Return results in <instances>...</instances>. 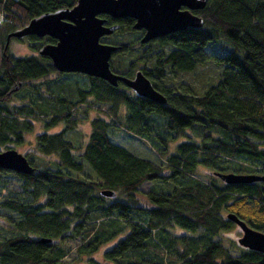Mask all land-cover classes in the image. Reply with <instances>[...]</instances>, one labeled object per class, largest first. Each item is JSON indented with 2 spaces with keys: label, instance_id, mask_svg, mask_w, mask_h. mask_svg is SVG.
Segmentation results:
<instances>
[{
  "label": "trees",
  "instance_id": "1",
  "mask_svg": "<svg viewBox=\"0 0 264 264\" xmlns=\"http://www.w3.org/2000/svg\"><path fill=\"white\" fill-rule=\"evenodd\" d=\"M76 2L0 0V150L21 145L35 121L43 127L34 136L39 159L24 155L32 173L0 168V264H64L69 239L76 240V261L85 264H264V253L238 245L232 254L215 239L233 225L228 213L264 233V181L229 184L214 174L264 176V0H205L192 11L202 21L200 28L144 44L132 19L100 15L106 25H117L99 39L120 46L112 58L139 48L138 64L120 70L109 61L111 71L131 78L138 66L164 104L121 83L56 71L37 53L55 43L49 37L24 36L32 53H10L15 37L7 39L8 34ZM218 41L229 49L217 51ZM208 62L216 75L203 93L175 81ZM90 102L104 116L90 120L86 141L75 147L65 137L73 130L70 117L81 113L80 104L89 109ZM59 123L64 126L59 132L44 131ZM119 132L154 144L164 164L114 141ZM50 154L57 161L40 159ZM85 164L92 177L72 174ZM197 167L210 170L206 181L193 176ZM146 181H171V187L139 192ZM101 249L100 258H94Z\"/></svg>",
  "mask_w": 264,
  "mask_h": 264
},
{
  "label": "water",
  "instance_id": "2",
  "mask_svg": "<svg viewBox=\"0 0 264 264\" xmlns=\"http://www.w3.org/2000/svg\"><path fill=\"white\" fill-rule=\"evenodd\" d=\"M205 0H77L71 8L58 9L31 19L20 30L9 37H49L55 43H46L37 51L49 58L52 67L63 73H80L106 81L112 86L123 84L137 96L157 104H164L165 98L156 91L150 81L137 70L131 78L111 71L109 59L120 50V46L101 43L100 37L111 34L117 25H106L100 15L114 20L130 18L132 29L140 31L139 42L144 44L165 34L187 27L200 28L201 19L192 13L204 6ZM0 168L19 174H30L32 166L26 157L15 149L0 150ZM224 183H248L264 181V176L254 174L214 173ZM101 195L113 196L109 190ZM227 220L236 224L241 235L236 242L246 249L264 253V233L249 227L235 214H226ZM47 239H39L45 243Z\"/></svg>",
  "mask_w": 264,
  "mask_h": 264
},
{
  "label": "rangeland",
  "instance_id": "3",
  "mask_svg": "<svg viewBox=\"0 0 264 264\" xmlns=\"http://www.w3.org/2000/svg\"><path fill=\"white\" fill-rule=\"evenodd\" d=\"M135 45V44H134ZM215 49L219 52H224L229 49L228 45L224 43L223 41H218L216 44H214ZM10 47V53L15 57H24L32 53L28 46L27 39L25 37H22V39H12L9 42ZM138 46H135L132 48L133 52L126 53L122 55L121 57L115 58L111 57L109 61L111 62L112 68H117L120 70H123V68L127 65V63H134L138 64L136 61V52L139 53ZM136 61V62H134ZM138 66L134 67V71L137 70ZM216 75L215 67L212 63H206L202 66L197 67L192 73L188 74H180L179 76L175 77L176 82H183V84L189 86L192 88L194 93L201 94L204 92L206 87L213 81L214 76ZM91 104L88 105L89 109L86 110V107L83 105H79V111L76 112L75 116L72 118L70 117V120H73V123H69V125L73 126V130H67L65 137L67 140H69L73 146H78L79 144L82 145L86 139L87 135L90 130V120L99 117L104 116V111L99 110L100 112H97L98 110V104L94 102H90ZM104 110H107L106 107H104ZM64 126L59 124H56L50 128H48L46 131L47 133H57L60 130H62ZM43 131V127L40 121H35L33 123V129L30 133H27L24 135L23 142L21 145L14 146L10 145L11 149H15L17 152L23 154V155H30L34 156L35 158H38V156H35L34 149V136ZM189 131L185 130L183 133H188ZM125 132L116 133L113 134L114 141L118 142L120 145L124 146L127 150L132 152L133 154L139 156V157H147L149 159L158 160L161 164H164V158L162 156V159H158L159 156L157 155V148L154 144H151L149 141H141L138 138H135L133 136H130L129 134H124ZM182 137L177 138V141H180ZM145 142L151 146V149L145 144ZM150 144H149V143ZM172 148V145L170 146V149ZM81 152L79 150H75V153ZM44 162H51V161H57V158L54 154H50L47 156H42L40 158ZM83 166V165H82ZM168 173V170L166 168H163L162 175H166ZM77 175V177L80 178H88L89 176L92 177L91 170L88 168V166L85 164L83 166V170L81 173L74 174ZM211 175V172L209 169L204 167H197L194 177L206 181L207 178ZM94 178V177H93ZM10 186L15 187L16 185L13 183ZM156 188L159 190H165L171 187V181H146L142 185L139 186V192L146 191L149 188ZM98 191V190H97ZM116 196V195H115ZM114 196V197H115ZM110 197V198H114ZM141 205H144V201L142 198H140V201L138 202ZM5 214V213H4ZM2 222V220H0ZM6 222L4 223L5 226ZM233 224V223H232ZM175 234L180 233V230L178 228H175L173 231ZM240 235V231L236 225H231L227 229L220 232L219 235L215 236L216 240H219L222 245L232 254L236 253L238 251V244L236 242L237 237ZM76 244V240L69 239L68 245L71 246V250L62 258V261L64 264H85V261L78 262L75 259L73 245ZM69 247V246H68ZM105 248L109 247V245L104 246ZM103 247V249H105ZM99 250L97 253L93 254V257L96 259L100 258L101 251Z\"/></svg>",
  "mask_w": 264,
  "mask_h": 264
},
{
  "label": "flooded vegetation",
  "instance_id": "4",
  "mask_svg": "<svg viewBox=\"0 0 264 264\" xmlns=\"http://www.w3.org/2000/svg\"><path fill=\"white\" fill-rule=\"evenodd\" d=\"M134 72H136V70H135ZM233 224H234V223H233ZM246 224H247V223H246ZM234 225H236V224H234ZM247 225H248V224H247ZM236 226H237V225H236ZM248 226L251 227L250 225H248ZM251 228H252V227H251ZM238 229H239V228H238ZM239 231H240V229H239ZM240 235H241V231H240ZM240 235H239V236H240ZM239 236H238V237H239ZM238 237H237V238H238ZM236 240H237V239H236ZM243 248H244V247H243Z\"/></svg>",
  "mask_w": 264,
  "mask_h": 264
}]
</instances>
